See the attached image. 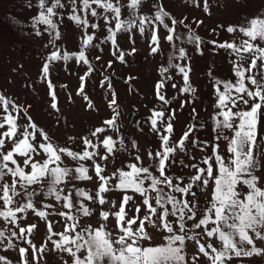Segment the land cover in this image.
Returning <instances> with one entry per match:
<instances>
[{
  "label": "snow or ice",
  "instance_id": "obj_1",
  "mask_svg": "<svg viewBox=\"0 0 264 264\" xmlns=\"http://www.w3.org/2000/svg\"><path fill=\"white\" fill-rule=\"evenodd\" d=\"M144 2L130 0L128 7L135 11ZM204 3L207 10V0ZM65 7L62 0H53L50 5L48 0H39L40 12L33 27L46 25L50 34L55 32L54 40H59L61 34L53 17L59 15L57 9ZM154 7V17L135 16L124 21L120 18L119 0H79V12L78 0H68V19L84 31L82 47L78 54L56 51L43 64L42 73L52 101L50 107L60 111L55 87L48 79L51 62L75 57L77 63L88 65V74L92 71L85 50L92 45L94 34H88L87 29H98L100 25L89 24V16H100L109 25L107 39L115 46L113 55L121 62L125 61V53L116 39L121 31L131 32L135 28L143 35L145 27L149 26L150 51L156 54L160 51L161 39L156 26L158 22L167 30L164 39L175 48L174 38L179 39V36L176 28L165 23L164 18L169 17L171 25H176L177 21L162 4ZM104 13H112L111 19ZM113 20L114 28L111 26ZM179 23L184 24V21ZM200 23L202 21L197 22V26ZM185 27L190 28L189 25ZM225 30L240 37V42L236 43L234 39L211 43L230 50L237 57L232 62L234 79H216L214 82L213 130L217 135L210 145L211 153L202 156L199 162L185 164L176 159L179 153L188 155L189 143L204 152L208 141H189L194 127L186 130L179 139H172L171 121L175 119V112L163 109L169 101L162 92L170 76L156 85L157 98L163 102L162 110H152L148 119L150 130L159 134L160 144L155 151L147 152L150 161L147 166H144V158L138 154L134 140L131 146L137 149L135 155L122 136L114 139L111 134H105L120 132L117 123L120 112L114 92L109 100L112 117L88 136L80 138L81 151L55 143L32 119L27 107L0 94V220L11 226L0 227V245L7 242L5 251L18 250L21 264H41L47 241L55 250L66 253L71 264H201V258L203 264H232L234 260L264 256V248L256 246L257 241L264 242V188L259 186L260 178L255 175L261 166L259 158L264 157V147H261L264 145V44L260 43L264 42V14L250 18L246 26L230 25ZM36 34L41 35L39 31ZM188 42L194 43L199 50L202 41L199 36L190 34ZM135 51L132 48L128 55ZM178 51V59L187 58L184 48ZM171 67L182 75L180 91L194 94L190 67L169 63ZM168 70L162 68L161 75ZM86 78L80 77L77 94H83V98L89 100L84 88ZM171 86L175 88L176 84ZM88 107L93 108L90 100ZM158 123L162 127H158ZM225 130L231 134H226ZM74 139L69 137L70 141ZM220 141L226 142L223 152ZM124 152L131 156V162L121 163L108 175L107 163H115ZM177 163L193 170L187 181L169 174ZM93 180L96 190L91 193L76 184V181ZM110 192L119 193L118 202L114 203L106 196ZM201 196L206 201L203 206L199 203ZM29 213L45 222L46 242L40 247L30 239L37 225L23 224ZM94 214L98 217L95 228L85 219ZM53 215L61 219L52 221ZM82 219H85L84 223H81ZM54 223H60L63 231H54ZM153 231L160 238V244L153 243ZM14 239L29 247H17L12 243ZM189 247L195 252L189 254L186 251ZM0 264L11 262L0 256Z\"/></svg>",
  "mask_w": 264,
  "mask_h": 264
},
{
  "label": "rangeland",
  "instance_id": "obj_2",
  "mask_svg": "<svg viewBox=\"0 0 264 264\" xmlns=\"http://www.w3.org/2000/svg\"><path fill=\"white\" fill-rule=\"evenodd\" d=\"M52 2L53 0H48L49 5ZM62 2L66 7L57 9L59 15L53 17L58 25L61 38L54 40L55 32L52 31L50 34V30H46V25L37 24L33 27L40 12L39 0H0V94L21 107H27L32 119L48 132L55 143L81 151L83 146L80 138L88 136L93 129L100 127L103 121L112 117L113 112L109 107V100L111 99L110 94L114 92L120 112L117 121L120 132L105 134H111L114 139L122 136L125 145L133 155L137 154V149L131 146V141L134 140L139 149L138 154L144 158V166H147L150 163L147 152L155 151L160 144L159 134L150 130L151 124L148 119L152 115V110H162L163 102L157 98L156 85L165 77L170 76L171 79L166 80L162 92L169 101L168 105H163V109L175 112V119L171 121L173 124L172 139H179L186 130L194 127L195 131L189 137V141L193 139L198 143L208 141L204 152L200 151L199 146L189 143L188 155L179 153L176 157L177 161L183 160L185 164L199 162L202 156L210 154V145L217 135L213 130V105L216 101L214 82L216 79L233 80L232 62L237 59L230 50L218 48L211 41H216L218 44L225 41L232 42L235 39L236 43H239L240 37L228 33L225 30L226 27L246 26L250 18L264 14V0H207V10H205L204 0H145L135 11L128 7L130 0H119L120 18L124 21L132 20L135 16L154 17L156 11L154 5L162 4L170 17L177 21L176 25H171L170 18L165 17V23L175 27L176 35L179 36V39L174 38V48L164 39V36L168 34L167 30L157 22L156 26L159 28L161 38L160 51L152 54L149 26L145 27L143 35L135 28L131 32H118L116 39L120 50L125 53L124 62L119 61L113 55L116 48L111 40L107 39L109 25L100 16H89V24L100 25L98 29L91 27L87 29L88 34H94L92 45L85 50L92 65L91 73L88 74V65L82 62L77 63L75 57L68 61H53L49 65L48 79L52 81L57 93V106L60 110L57 112L50 107L52 102L49 95L50 90L43 76L42 66L56 51H60L61 54L64 52L78 54L84 35L83 29L68 19V0H62ZM93 7L96 6L93 5ZM77 11H80L79 0ZM97 11L102 10L97 9ZM80 14L83 15V13ZM104 14L111 19L112 13ZM181 20L184 24L179 23ZM200 21L202 23L197 26V22ZM114 25L113 20L111 26L114 28ZM185 25H189L190 28ZM37 31L41 35H37ZM190 34L201 38L199 50L194 43L188 42ZM260 43L264 44V42ZM132 48L136 49L135 53L128 55ZM180 48L185 49L186 59H178ZM97 56L100 57L99 60L96 59ZM109 62H111V67H108ZM169 63L182 66L186 64L190 67L189 78L196 90L194 94H185L180 91L183 85L182 75L178 69L169 68ZM162 68L169 69L164 76L161 75ZM81 76H87L84 82L85 94L93 108L88 107L89 100H85L83 94H77ZM172 84H176V87L173 88ZM181 104L184 106L181 107ZM9 110L11 111V108ZM165 115H168L167 111ZM158 127L162 126L158 123ZM225 131L226 134H231ZM69 137L75 139L70 141ZM220 144L223 152L226 142L220 141ZM131 159L128 152L121 153L115 163L111 161L107 163V174L111 175L116 167H120L121 163L126 165L131 162ZM259 159L261 166L255 175L260 178L259 186L264 188V157ZM69 166L72 165L69 164ZM169 174L174 177H183L187 181L188 177L193 174V170L177 163L170 169ZM76 184L90 193L96 190L94 180L76 181ZM106 196L114 203L118 202V192H110ZM205 202V198L201 196L199 201L201 206ZM97 218L94 214L85 219L95 228ZM50 219L59 221L61 218L53 215ZM85 219H82L81 223H84ZM108 223L111 226V221ZM23 224L37 225L30 237L37 247L46 242V226L43 220L29 213ZM0 227L9 228L11 226L0 220ZM53 228L57 232L63 231L60 223H54ZM5 234L7 235V232ZM151 234L153 243L160 244L161 240L156 232L153 231ZM53 239H58V237H53ZM12 243L17 247H29L21 240L14 239ZM6 244L7 242L5 245H0V256L6 257L11 264H21L18 250L13 248L5 251ZM256 246L264 248V242L257 241ZM186 251L191 254L195 252V249L189 247ZM29 260L31 261L30 249ZM65 260L71 264V258L66 253L55 250L51 242L47 241V249L43 253L41 264H64ZM201 264H203V258H201ZM232 264H264V256L244 258L242 261L234 260Z\"/></svg>",
  "mask_w": 264,
  "mask_h": 264
}]
</instances>
